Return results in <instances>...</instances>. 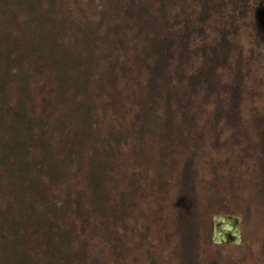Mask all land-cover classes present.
I'll return each instance as SVG.
<instances>
[{
	"label": "rangeland",
	"instance_id": "obj_1",
	"mask_svg": "<svg viewBox=\"0 0 264 264\" xmlns=\"http://www.w3.org/2000/svg\"><path fill=\"white\" fill-rule=\"evenodd\" d=\"M199 6L0 0V264H264V5L230 37L233 111L224 86L178 80L216 37ZM186 23L190 56L150 83L152 44L176 50Z\"/></svg>",
	"mask_w": 264,
	"mask_h": 264
},
{
	"label": "trees",
	"instance_id": "obj_2",
	"mask_svg": "<svg viewBox=\"0 0 264 264\" xmlns=\"http://www.w3.org/2000/svg\"><path fill=\"white\" fill-rule=\"evenodd\" d=\"M200 4V8L197 10V14L194 16L198 22L197 25L193 28L197 31L198 34L203 33L204 25L209 27L212 31L216 32V37L213 38V44H204L200 47L201 51V62L200 67L189 76H185L182 72L178 80H187V84L192 88H203L206 89V94H209L211 91H218L219 89H224L230 94L231 110L237 108L240 102V93H241V81H242V72H241V63L237 60L235 65H230V57L233 49L232 42L230 37L237 34L240 26L237 19L246 14L251 6L259 5L263 6L264 0H197ZM229 8V9H228ZM225 9H227L225 11ZM219 15L221 20L215 18L210 19ZM191 35L189 24L186 23L182 30L176 34H171L170 37H173L176 41L177 47L176 50L172 49V43L169 38L164 36V39L160 41L158 46L152 44V49L157 57V62L148 68V79L149 82H152V77L154 75H161L163 73L162 67L168 63V59L175 58L177 65L182 64L190 56L189 54V37ZM167 36V35H166ZM212 41V42H213ZM157 49V50H156ZM223 66H229L231 71H234V78L231 83L222 84L219 68ZM181 71L182 68H181ZM262 126H264V115L261 117ZM191 165L189 163L185 164L184 173H183V182L181 184L180 191V205L182 210L180 212L181 218L186 217L187 208L189 204H192V174L189 172ZM185 212V214H184ZM182 221V220H181ZM186 221V219H185ZM183 223V222H181ZM185 223V222H184ZM187 223L184 224L185 228ZM187 230H184L185 233ZM187 239V238H186ZM185 246H190V243L185 241ZM187 252V251H186Z\"/></svg>",
	"mask_w": 264,
	"mask_h": 264
},
{
	"label": "water",
	"instance_id": "obj_3",
	"mask_svg": "<svg viewBox=\"0 0 264 264\" xmlns=\"http://www.w3.org/2000/svg\"><path fill=\"white\" fill-rule=\"evenodd\" d=\"M221 223H223V224H227L225 221L223 222V220H221ZM228 225H229V224H228ZM228 225H225V228H224V229L221 228V229H220V231H221L220 233H226V232H225V229L227 228L226 226H228ZM222 227H223V226H222ZM229 227L232 228V229L235 228L234 225H231V224L229 225ZM230 228H229V229H230ZM231 231H232L233 234L236 233V230H235V229H234V230H231ZM234 237H236V236H234Z\"/></svg>",
	"mask_w": 264,
	"mask_h": 264
},
{
	"label": "flooded vegetation",
	"instance_id": "obj_4",
	"mask_svg": "<svg viewBox=\"0 0 264 264\" xmlns=\"http://www.w3.org/2000/svg\"><path fill=\"white\" fill-rule=\"evenodd\" d=\"M219 235V234H218ZM229 238L231 237V236H228Z\"/></svg>",
	"mask_w": 264,
	"mask_h": 264
}]
</instances>
